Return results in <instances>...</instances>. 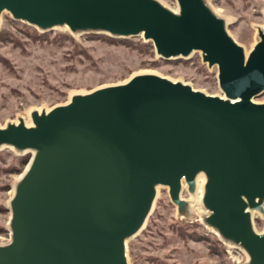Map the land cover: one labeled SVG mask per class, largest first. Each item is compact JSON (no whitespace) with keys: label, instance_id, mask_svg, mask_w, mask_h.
I'll list each match as a JSON object with an SVG mask.
<instances>
[{"label":"water","instance_id":"obj_1","mask_svg":"<svg viewBox=\"0 0 264 264\" xmlns=\"http://www.w3.org/2000/svg\"><path fill=\"white\" fill-rule=\"evenodd\" d=\"M0 0L7 13L45 32L141 37L163 60L198 52L216 67L222 95L142 72L73 93L0 125V148L30 153L8 199L9 240L0 264H129L127 242L144 227L160 187L189 218L182 184L200 215L245 264H264V28L246 51L206 0Z\"/></svg>","mask_w":264,"mask_h":264},{"label":"rangeland","instance_id":"obj_2","mask_svg":"<svg viewBox=\"0 0 264 264\" xmlns=\"http://www.w3.org/2000/svg\"><path fill=\"white\" fill-rule=\"evenodd\" d=\"M159 1L177 8L175 0ZM206 2L226 20L232 37L249 51L256 40V26L264 28V0ZM0 32V125L17 121L18 117L28 121L31 109L47 110L63 104L73 93L120 83L142 72L183 81L207 94L222 95L216 67L208 68L198 52L188 58L163 60L155 56L151 42L140 36L71 34L65 28L42 32L12 20L7 13L0 18ZM255 101L264 102V93ZM26 158L29 161L30 153L0 148V243L9 240L8 199L15 180L26 167ZM181 197H190L186 186ZM198 209L195 206L189 218L178 217L167 188L160 187L144 227L127 242L129 264H245V252L229 253V244L202 224ZM256 214L252 222L260 232L262 224Z\"/></svg>","mask_w":264,"mask_h":264},{"label":"bare ground","instance_id":"obj_3","mask_svg":"<svg viewBox=\"0 0 264 264\" xmlns=\"http://www.w3.org/2000/svg\"><path fill=\"white\" fill-rule=\"evenodd\" d=\"M213 11L217 14V15H219L218 14V12L216 11V10H214L213 9ZM220 16V15H219ZM259 27V26H258ZM261 28V27H260ZM25 123L26 124H29V120L28 121H26L25 120ZM18 178H21V175H19V177ZM17 178V179H18ZM16 179V180H17ZM203 184H204V178H203V176H201V175H199L198 177H197V179H196V189H195V193L192 195V194H189L190 195V197H188L186 200L189 202V207H190V210L192 211V209L195 207V206H197L199 209H200V211H201V213L200 214H204V213H206V211H204L203 209H202V207H201V205H200V199H201V196H202V192H203ZM184 184H182V189L184 188ZM263 208H264V205H263ZM198 209V210H199ZM194 213V212H193ZM253 213H256V212H252V215H253ZM258 214V213H257ZM195 215V214H194ZM261 218H264V214H262V215H260V214H258ZM242 250V249H241Z\"/></svg>","mask_w":264,"mask_h":264},{"label":"built area","instance_id":"obj_4","mask_svg":"<svg viewBox=\"0 0 264 264\" xmlns=\"http://www.w3.org/2000/svg\"><path fill=\"white\" fill-rule=\"evenodd\" d=\"M256 216L259 218V220L261 221V224H262V226H261V231L260 232H262L263 231V229H264V218H261L260 216H258V214H256ZM253 227H254V225H253ZM255 229V228H254ZM229 247V248H228ZM228 249H229V253L231 252V251H233V252H236V251H238L239 253H241L242 255H244V252L241 250V248H239L238 246H235V245H231V244H229L228 245Z\"/></svg>","mask_w":264,"mask_h":264},{"label":"trees","instance_id":"obj_5","mask_svg":"<svg viewBox=\"0 0 264 264\" xmlns=\"http://www.w3.org/2000/svg\"><path fill=\"white\" fill-rule=\"evenodd\" d=\"M0 34H1V32H0ZM143 45V44H142ZM144 46V45H143ZM150 46V45H149ZM151 55L152 56H154V53H153V51H151ZM27 159V158H26ZM26 159H24V161H23V163L24 164H26L27 163V161H28V159L26 160ZM9 170H15L14 168H12V167H10V168H8ZM220 245V244H219Z\"/></svg>","mask_w":264,"mask_h":264}]
</instances>
